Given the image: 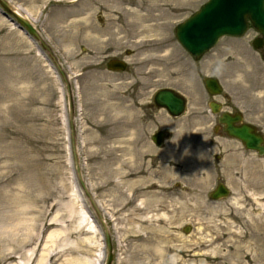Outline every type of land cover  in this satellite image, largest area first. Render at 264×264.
Segmentation results:
<instances>
[{
  "label": "rangeland",
  "instance_id": "1",
  "mask_svg": "<svg viewBox=\"0 0 264 264\" xmlns=\"http://www.w3.org/2000/svg\"><path fill=\"white\" fill-rule=\"evenodd\" d=\"M206 1L9 0L33 23L72 87L80 171L109 233L111 264H264V155L243 151L238 174L228 172L223 152V160L215 158L228 146L211 140L210 117L199 129L198 112L210 101L202 66L175 36ZM257 36L249 26L240 38L221 39L203 56V72L225 62L214 59L223 48ZM37 44L0 13V264L3 240L25 232V211L36 229L41 209L51 204L58 208L51 215L92 230L69 241L88 240L92 262L104 253L105 264L104 230L72 164L65 85ZM109 54L126 59L128 72L108 71ZM247 57L258 64L261 90H253L254 71L235 76L229 89L250 96L264 135V63L251 51ZM151 61L166 62L170 76L158 77ZM161 88L186 95L181 117L154 107L152 95ZM157 130L168 133L160 147L150 140ZM235 160L241 164L242 155ZM219 182L231 193L213 201ZM68 205L76 207L71 215ZM8 227L14 230L5 233Z\"/></svg>",
  "mask_w": 264,
  "mask_h": 264
},
{
  "label": "water",
  "instance_id": "2",
  "mask_svg": "<svg viewBox=\"0 0 264 264\" xmlns=\"http://www.w3.org/2000/svg\"><path fill=\"white\" fill-rule=\"evenodd\" d=\"M0 13L7 18L19 30L24 32L32 41L38 43V50L41 54H48L47 59L56 67L68 100L69 128L71 134V156L72 164L75 167L77 180L81 190L90 203L91 207L99 219L105 237L106 260L105 264H111L112 244L104 220L98 210L92 194L88 190L80 171L78 153L76 148V130L74 126V103L72 88L66 73L62 70L60 63L54 56L52 50L41 37L30 19L20 13L16 7L12 6L9 0H0ZM251 25L264 39V0H208L198 11L190 15L175 29V36L182 48L194 58L198 59L211 51L218 41L224 37H241L245 34L248 26ZM255 47H257L255 45ZM125 62L120 60H110L107 63L108 71H124ZM215 81L207 78L205 85L209 88L215 87ZM154 104L157 108L167 111L172 117H180L186 109V99L179 93L170 89H161L154 96ZM234 119L225 117L221 120L226 124L228 134L237 139L248 151L255 152L259 156L264 155V137L256 132L250 125L242 127L232 126ZM157 147L163 143V136L156 134L151 140ZM229 190L224 184H219L209 194L213 201L226 199Z\"/></svg>",
  "mask_w": 264,
  "mask_h": 264
},
{
  "label": "flooded vegetation",
  "instance_id": "3",
  "mask_svg": "<svg viewBox=\"0 0 264 264\" xmlns=\"http://www.w3.org/2000/svg\"><path fill=\"white\" fill-rule=\"evenodd\" d=\"M257 34H258L257 37H255L253 40L247 41L244 44V46H240L236 48H232V47L223 48V50L220 53H218V55L214 59L216 61L224 60L225 62L214 63V66L212 68V73L203 72L204 67H203V63L201 62L203 57H200L198 59L194 58L196 62L199 63L200 66H202V69H201L202 71V79H201L202 91L206 96L210 98V101L206 105V109L202 108L201 111L198 112L200 114L199 121L201 123V128L199 129L205 130L204 126L208 127L204 119L207 117H210L211 122H209V125L211 129V135H210L211 140L212 139L213 140H223L225 141L224 142L225 145L228 146L227 147L228 149L226 150H222V151L219 150V153L215 155V158L217 160H221V159L223 160V157L221 155V153L223 152L225 156L229 157L228 161L226 162V167H227L228 172L232 171L233 173H237V174L239 173L236 171L237 168L240 170L245 169L244 161H243V151H248V150H246L244 146L240 142L237 141V139L231 137L228 134V132L226 131V124L222 123L221 120L224 119L225 117H229L231 119L236 120V121H233L232 126L242 127L244 125H250L256 129V132L258 134L263 135L262 131L258 128L260 124L259 118L261 117L259 112L254 110L253 114L251 113L250 100H249L250 96L248 99V97L245 96V94H241L238 90H230L229 89L230 84H228L229 82L234 81L235 76H240L243 73H245V71L246 72L254 71L251 74L253 78V81H252L253 90H255L256 92H259L261 90L262 87L260 85V82L258 81V77L260 76L258 74V70H259L258 64L256 63L247 64L248 62H246V59H248L247 55L251 51L253 54L255 53L258 56V59L261 62L264 63V39L258 32ZM255 45L257 47H255ZM234 54H238V55L234 56ZM110 60H120L126 63V59L122 57H117V56L110 57V54H109L105 57V67L107 66V63ZM235 60H239V62H235ZM252 66H253V69L251 70ZM124 68H125L124 71H110V72H113L116 74L127 73L129 70L127 63L126 65H124ZM207 78L215 81L214 83L216 86L208 88L205 85V80ZM161 89L173 90L172 88H161ZM157 91L153 93L152 98H151L152 103L155 108L157 107L154 104V96ZM173 91L186 97L185 94H182L179 91H175V90ZM157 109L164 110L161 108H157ZM164 111L167 113L166 110ZM167 115L171 118H179V117H172L168 113ZM158 133L163 136V141L167 140L168 133L165 130H157L151 135L150 140H152L153 136ZM200 134L202 136L203 132H201ZM235 143H237L238 145ZM239 155H242V161L240 162L241 164H239V162L235 160L236 157H238ZM219 184H224L228 188V186L225 183L219 182L218 184H216L214 189ZM228 190H229V196H230L231 191L229 188Z\"/></svg>",
  "mask_w": 264,
  "mask_h": 264
},
{
  "label": "bare ground",
  "instance_id": "4",
  "mask_svg": "<svg viewBox=\"0 0 264 264\" xmlns=\"http://www.w3.org/2000/svg\"><path fill=\"white\" fill-rule=\"evenodd\" d=\"M148 64V63H147ZM151 70L158 77L168 78L170 76L168 70V64L164 61L149 62ZM154 75V74H153ZM69 120V119H68ZM119 186V184H117ZM58 210L56 204H51L46 208L41 209L40 224L34 229V218L27 217L30 214V210L25 211V232L22 237L17 240H3L4 253L1 257V263L16 262L15 264H94L91 257L94 256V246H91L88 240L79 241V246H73L70 243V238L75 235L91 234L92 230L72 228L71 220H60L57 215H51ZM76 210V207L71 205L67 206V212L71 215ZM164 216V214H162ZM69 218H71L69 216ZM19 222V221H18ZM87 226V224H85ZM3 228V225L1 226ZM0 227V230H1ZM85 227V226H84ZM6 228V227H5ZM5 230V233L12 227ZM16 227L15 229H17ZM51 228H57L54 233H50L44 238L42 233L48 231ZM11 230H14L11 229ZM36 230V231H35ZM35 232V233H34ZM160 242H165L164 239L159 238ZM89 256V257H88ZM105 254L102 253L99 264H102Z\"/></svg>",
  "mask_w": 264,
  "mask_h": 264
}]
</instances>
